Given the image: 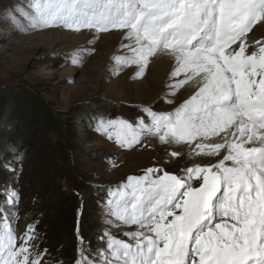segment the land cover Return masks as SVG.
<instances>
[{
	"label": "snow or ice",
	"instance_id": "1",
	"mask_svg": "<svg viewBox=\"0 0 264 264\" xmlns=\"http://www.w3.org/2000/svg\"><path fill=\"white\" fill-rule=\"evenodd\" d=\"M30 7L9 19L126 30L130 55L116 57L121 65L136 66L140 77L167 59L172 93L191 90L171 113L144 109L150 122L102 121L109 139L130 148L147 133L218 158L182 174L149 168L129 177L111 193L107 215L109 224L135 226L124 233L133 242L109 234L103 252L94 258L82 246L74 264H264V0H35ZM39 239L34 224L21 233L5 225L0 264H44Z\"/></svg>",
	"mask_w": 264,
	"mask_h": 264
},
{
	"label": "rangeland",
	"instance_id": "2",
	"mask_svg": "<svg viewBox=\"0 0 264 264\" xmlns=\"http://www.w3.org/2000/svg\"><path fill=\"white\" fill-rule=\"evenodd\" d=\"M34 2L0 0V229L9 225L21 233L34 224L39 247L47 250L44 264H74L71 248L75 259L82 246L95 258L109 234L133 242L124 233L135 226L109 224L107 215L111 193L129 177H141L149 168L182 174L199 159L183 153L174 157L171 153L184 146L162 143L147 133L130 148L117 144L115 135L109 139L96 115L106 116L104 123L150 122L144 109L171 113L170 99L179 90L173 94L168 84L145 101L146 85L136 90L147 78L146 70L137 77L136 66L125 67L116 59L130 51L120 54V43L109 48L99 39H79L82 33L121 30L32 28L23 17L22 25L9 19V13L19 16L17 10L34 12ZM77 58L80 62L73 63ZM21 92L25 101L14 103L11 94ZM46 118L53 124L47 122L43 129ZM45 144L56 153L48 167L41 159ZM150 144L157 148L149 149Z\"/></svg>",
	"mask_w": 264,
	"mask_h": 264
},
{
	"label": "bare ground",
	"instance_id": "3",
	"mask_svg": "<svg viewBox=\"0 0 264 264\" xmlns=\"http://www.w3.org/2000/svg\"><path fill=\"white\" fill-rule=\"evenodd\" d=\"M126 30H121L119 32H113V33H107L99 35L98 33L88 32V33H82L80 35L81 41H92L94 39H99L103 45H108L109 48H112L115 43H120L124 50L120 52L122 54L125 51H129L128 47L125 45L129 44L130 41L126 38ZM111 46V47H110ZM172 70V64L169 63L167 59L163 60L160 63H157L155 65L150 64L149 67L146 69V76L147 78L143 83L138 84L136 93L140 92V88L143 87V85H146L144 92V100L149 101L151 100L161 89H165L168 84L175 83V80H173L170 76V72ZM186 87H182L179 89V93H177L175 96H173L171 101V112L174 111L175 108H177L185 99L188 98V96L191 94V90H186ZM180 146V145H179ZM149 149L154 150L157 148L154 144L148 145ZM179 152L183 153L186 158H190L192 156H195L190 153L189 148L187 146H184L183 149H181ZM197 157V156H196ZM199 159V163L206 164V163H216L218 158H213L211 161L207 159H201L200 157H197ZM226 164H231L230 161H226Z\"/></svg>",
	"mask_w": 264,
	"mask_h": 264
},
{
	"label": "trees",
	"instance_id": "4",
	"mask_svg": "<svg viewBox=\"0 0 264 264\" xmlns=\"http://www.w3.org/2000/svg\"><path fill=\"white\" fill-rule=\"evenodd\" d=\"M22 93L23 92L11 94V100H13L14 103H23L25 101V95ZM3 95L4 94L0 93V103H1L2 99L4 98ZM96 117L98 119H100L101 121H103L106 118V116H104V115H96ZM47 122L53 124L52 120L47 121V118H46V122L41 123V126L43 129L47 128ZM40 151H41V153H43L41 159L44 160L43 162H44L45 166L48 167V166L52 165L55 161V154H56L55 148L45 144L44 146H42ZM67 210L68 209L65 206L63 211L65 212ZM71 249L72 250H71V258L70 259H72V261H74L76 257L73 255L76 253V251H75V249L73 250V248H71Z\"/></svg>",
	"mask_w": 264,
	"mask_h": 264
}]
</instances>
